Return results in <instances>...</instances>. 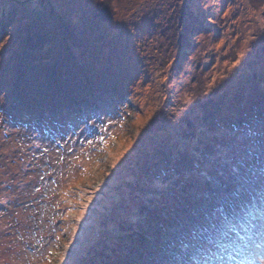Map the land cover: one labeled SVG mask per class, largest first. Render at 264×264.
Segmentation results:
<instances>
[{
  "label": "rangeland",
  "instance_id": "obj_1",
  "mask_svg": "<svg viewBox=\"0 0 264 264\" xmlns=\"http://www.w3.org/2000/svg\"><path fill=\"white\" fill-rule=\"evenodd\" d=\"M38 5L0 0V264H181L196 159L264 148V0Z\"/></svg>",
  "mask_w": 264,
  "mask_h": 264
},
{
  "label": "snow or ice",
  "instance_id": "obj_2",
  "mask_svg": "<svg viewBox=\"0 0 264 264\" xmlns=\"http://www.w3.org/2000/svg\"><path fill=\"white\" fill-rule=\"evenodd\" d=\"M195 162L214 203L181 239V264H264V152L253 159L236 147Z\"/></svg>",
  "mask_w": 264,
  "mask_h": 264
},
{
  "label": "trees",
  "instance_id": "obj_3",
  "mask_svg": "<svg viewBox=\"0 0 264 264\" xmlns=\"http://www.w3.org/2000/svg\"><path fill=\"white\" fill-rule=\"evenodd\" d=\"M47 1H52V2H54V0H36V2L37 3H39V5H41V6H43V5H45V3H47ZM49 4V3H48ZM37 6V7H41V6ZM47 8H48V6H46ZM46 7H44L45 9L44 10H46ZM41 8H43V7H41ZM10 9V8H9ZM39 9V8H38ZM38 9H33L32 11H31V13H32V15L33 16H35L36 18H42L43 19V13H40V11L38 10ZM8 10V9H7ZM55 11V10H54ZM56 12V11H55ZM46 13H48L47 11H46ZM48 15H49V13H48ZM41 19V20H42ZM12 23L14 24V21H12ZM7 27H9V24H8V20H0V35H4L5 34V32H6V29H7ZM54 38H52V39H50V41L51 40H53ZM20 48V47H19ZM5 52L8 54V55H13V54H15V55H19V52L18 51H16V48L15 49H12V47H9V48H7V49H5ZM26 54H28L27 52H25ZM31 58V57H30ZM34 61V59H28V62H33ZM38 61H39V63H37V65L38 66H41V67H47L48 68V70L50 69L49 67L51 66V64L50 63H47V62H45V63H43L44 61H46V59H43L42 58V56H39V59H38ZM27 62V63H28ZM43 63V64H42ZM75 65V64H74ZM54 69V68H53ZM28 72V71H27ZM33 72V71H32ZM32 75H35L36 77L37 76H39V77H41V76H43V79L45 78V74H47V70H44L43 68H41V71H38V73L36 74L35 73V71L33 72V73H31ZM78 83H74L73 84V87L75 88V89H79L78 88ZM72 96L73 95H70V96H68V100L69 101H71V102H75L76 104H77V102H79V104H78V106H77V108H78V110H79V112H80V114H81V116L83 117V118H85V114H89L91 117H93V114H91V112H94L95 111V113H97V109L99 110L100 109V107L102 106V102H103V100L102 99H98L96 102H93V103H90L89 101L91 100H89V101H84L85 100V98H82V101H80V100H78V98L76 97V98H74V99H72ZM69 105H73V106H75V104L74 103H70ZM110 105H112V102L111 103H109V104H106L105 103V106L106 107H108V106H110ZM75 112H73L72 114H74ZM95 119V118H94ZM238 122H240V121H238ZM64 124H68V122L66 121V122H64ZM234 125H235V123H234ZM261 153L262 152H264V148H262L261 150ZM255 155V154H254ZM253 155V156H254ZM255 159V158H254ZM208 194V195H207ZM205 196H208V198H207V200L206 201H212V194L211 193H207Z\"/></svg>",
  "mask_w": 264,
  "mask_h": 264
}]
</instances>
